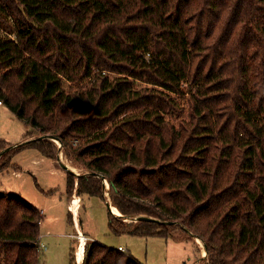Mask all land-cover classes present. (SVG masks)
Here are the masks:
<instances>
[{
	"label": "trees",
	"instance_id": "1",
	"mask_svg": "<svg viewBox=\"0 0 264 264\" xmlns=\"http://www.w3.org/2000/svg\"><path fill=\"white\" fill-rule=\"evenodd\" d=\"M176 95L178 127L164 117L182 111ZM0 100L31 129L0 173L25 147L61 150L85 170L67 172L68 199L104 202L105 179L123 217L170 222L107 210L112 234L178 233L199 238L205 264H264V0H0ZM40 222L0 192L3 264H40ZM82 264L142 263L87 240Z\"/></svg>",
	"mask_w": 264,
	"mask_h": 264
},
{
	"label": "rangeland",
	"instance_id": "2",
	"mask_svg": "<svg viewBox=\"0 0 264 264\" xmlns=\"http://www.w3.org/2000/svg\"><path fill=\"white\" fill-rule=\"evenodd\" d=\"M88 83L89 81L85 80L78 85L69 82H64L63 85L65 91L69 92L77 88H85ZM150 87L163 90L145 82H135L136 89ZM182 90L188 92L187 86L183 85ZM185 96L178 97L176 95L175 97L179 98V108L182 109L180 113L163 115L175 127H178L180 121H186L189 118L187 97ZM30 130V127L22 120L15 117L4 105H0V140L8 144L19 143L22 136L25 137V134L27 135ZM53 141L55 145L59 146V141ZM33 156H39L38 151L25 147L12 157L13 163L19 165L20 170L11 172V169H8L0 173V192L18 195L45 211L40 231L44 235L41 242L46 248L41 250L40 264H70L71 250L74 251V262L71 264H77L75 250L79 245L78 235L76 229H73L68 222L69 214L66 208L68 199L66 194L67 171L61 163H55L56 165L52 166L47 160L45 163L40 162L41 164L33 165L30 163ZM70 169L78 174L85 172L82 167H76V171L72 167ZM16 173L18 174L16 175ZM105 186L108 188L107 181H105ZM104 196L109 202L107 192L104 193ZM78 201L80 205L78 219L81 221L83 230L79 222L78 225L84 233L96 238L99 243L105 246L115 249L121 246L125 252L130 253L142 264H200L203 255L207 256V252L201 246L203 243L201 244L198 238H193L192 241H180L178 233H173L167 238L140 237L129 234L114 235L109 229L108 209L103 201L87 196H80ZM85 240L94 241L92 238H85ZM199 246L204 252L201 253ZM0 264H3L2 250L0 251Z\"/></svg>",
	"mask_w": 264,
	"mask_h": 264
},
{
	"label": "bare ground",
	"instance_id": "3",
	"mask_svg": "<svg viewBox=\"0 0 264 264\" xmlns=\"http://www.w3.org/2000/svg\"><path fill=\"white\" fill-rule=\"evenodd\" d=\"M60 158H61V161L64 164H67L68 166L72 167L75 171L77 170V169H75L76 167L74 165H72L66 159L63 151L61 152ZM70 167H68V168L70 169ZM70 170H72V169H70ZM105 191L107 192V186H105ZM79 206H80L79 205V201L75 197L69 202V208H70V210H71V212L73 214V217H74L75 228H76V232H77V235H78L77 236V240H78V244H79L78 247H77V249L75 250V258H76L77 264H82V261H83V252H84V245H85L86 240H85L84 235L82 234V230L80 229V227L78 225V211H79ZM111 210H112L113 214L115 216H117V218H122L121 213L116 208H114V207L112 208V206H111ZM126 220H128V219H126ZM203 249H202V247H200L201 253L204 252ZM206 258H207V256L205 255V257H204V255H203V258L201 260L202 262L200 264H203L206 261Z\"/></svg>",
	"mask_w": 264,
	"mask_h": 264
},
{
	"label": "crops",
	"instance_id": "4",
	"mask_svg": "<svg viewBox=\"0 0 264 264\" xmlns=\"http://www.w3.org/2000/svg\"><path fill=\"white\" fill-rule=\"evenodd\" d=\"M25 140H28V139H24V136H22V138L20 139V142L19 143H21V142H24ZM10 144V143H9ZM16 144H18V142L17 143H14V144H10V145H16ZM62 152V151H61ZM60 155H61V153H60ZM60 155H59V159H60V161H61V158H60ZM49 161V164L50 165H52V166H55L56 164L55 163H59V161L58 160H49V159H46V158H44V157H42V155H40L39 154V156H33L32 158H31V160H30V163H32L33 165H37L38 163H45V161ZM62 162V161H61ZM11 163L12 164H14L13 163V161H11ZM40 163V164H41ZM15 165V164H14ZM17 167H18V170H20V166L19 165H17ZM10 170V169H9ZM15 171V170H14ZM12 169H11V172H14ZM53 172H55V171H53ZM18 173H16V175H17ZM73 197H75V198H77L78 199V197L76 196V194L74 193L73 195H72V197L71 198H69V199H67V203H66V208H67V211L68 212H71V210H70V208H69V202L73 199ZM80 198V197H79ZM38 210H39V212H40V214H41V222H40V227L42 226V221H43V218H45V211H43L41 208H38L37 206H35ZM71 215H72V228L73 229H76L75 228V222H74V217H73V214H72V212H71ZM80 216L78 215V218H79ZM78 222H79V225H80V227H81V221L78 219ZM81 229H82V227H81ZM83 230V229H82ZM76 231V230H75ZM83 232V234L84 235H86L85 236V238H89V239H91L92 238V240H94V241H96V242H98L99 243V241L98 240H96V238H94V237H92V236H90L89 234H87V233H84V231H82ZM42 232L40 231V236H41V238H43L44 237V235L42 234ZM91 237V238H90ZM43 243V242H42ZM101 244V243H100ZM46 248V247H45Z\"/></svg>",
	"mask_w": 264,
	"mask_h": 264
},
{
	"label": "water",
	"instance_id": "5",
	"mask_svg": "<svg viewBox=\"0 0 264 264\" xmlns=\"http://www.w3.org/2000/svg\"><path fill=\"white\" fill-rule=\"evenodd\" d=\"M36 138H39V139H42V138H49V139H51V140H55V141H58V139H56V138H53V137H51V136H48V137H45V136H38V137H36ZM33 139V138H32ZM27 141H29V140H27ZM27 141H24V142H21V143H18V144H16V145H11V146H8L7 148H5L4 150H2L1 152H0V156L3 154V153H6V152H8L9 150H11V149H13V148H15V147H17V146H19V145H21V144H24L25 142H27ZM59 146H61V143L59 144ZM59 155H60V151H59V153H58V161H59V163H61V165H62V167L67 171V172H71V173H73V174H75V175H79L78 173H75V172H73L72 170H70L69 168H68V166L66 165V164H64L63 162H61L60 161V159H59ZM105 179H103V183H104V186H105ZM104 203L106 204V207H107V209H108V211L112 214V215H114L113 214V212H112V210H111V203H110V200H109V202H107V200L104 198ZM115 216V215H114ZM115 217H117V216H115ZM120 219H123V220H125V221H127L126 219H130L131 221L132 220H134V221H137V220H139V219H141V220H147V221H153V222H159V223H166V224H169L170 222H163V221H160V220H158V219H155V218H152V217H148V216H144V215H140V216H138V217H130V218H125V217H123L122 216V218H120ZM195 238H198V237H195ZM199 239V238H198ZM205 248V247H204Z\"/></svg>",
	"mask_w": 264,
	"mask_h": 264
},
{
	"label": "built area",
	"instance_id": "6",
	"mask_svg": "<svg viewBox=\"0 0 264 264\" xmlns=\"http://www.w3.org/2000/svg\"><path fill=\"white\" fill-rule=\"evenodd\" d=\"M0 105H3L1 100H0ZM38 241H39V249L40 250L45 249L44 244L41 242V236L40 235L38 237ZM117 249L120 250V251H124V249L121 246H118Z\"/></svg>",
	"mask_w": 264,
	"mask_h": 264
}]
</instances>
